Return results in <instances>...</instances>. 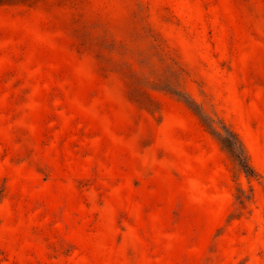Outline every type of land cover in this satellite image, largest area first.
<instances>
[{
  "label": "rangeland",
  "instance_id": "374dc122",
  "mask_svg": "<svg viewBox=\"0 0 264 264\" xmlns=\"http://www.w3.org/2000/svg\"><path fill=\"white\" fill-rule=\"evenodd\" d=\"M0 264H264V0H0Z\"/></svg>",
  "mask_w": 264,
  "mask_h": 264
},
{
  "label": "trees",
  "instance_id": "16d2710c",
  "mask_svg": "<svg viewBox=\"0 0 264 264\" xmlns=\"http://www.w3.org/2000/svg\"><path fill=\"white\" fill-rule=\"evenodd\" d=\"M233 134L236 137V139H237L238 143L240 144V146L243 148V150L246 151L245 148H244V146H243V143L241 142V140L239 139V137L237 136V134H235L234 132H233ZM228 149H229V151H231L230 148H228ZM243 168L245 170H247V172L250 173V174L253 171L252 165L250 164V161L249 160L246 161V163L243 165Z\"/></svg>",
  "mask_w": 264,
  "mask_h": 264
}]
</instances>
